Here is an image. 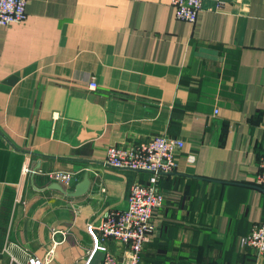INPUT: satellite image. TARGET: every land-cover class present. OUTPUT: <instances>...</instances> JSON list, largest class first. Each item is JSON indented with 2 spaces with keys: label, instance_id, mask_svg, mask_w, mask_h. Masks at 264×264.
Returning a JSON list of instances; mask_svg holds the SVG:
<instances>
[{
  "label": "crops",
  "instance_id": "0c3cea01",
  "mask_svg": "<svg viewBox=\"0 0 264 264\" xmlns=\"http://www.w3.org/2000/svg\"><path fill=\"white\" fill-rule=\"evenodd\" d=\"M171 2L28 0L0 26V264H101L89 226L149 179L107 151L164 134L186 146L160 178L145 264H264L240 247L264 224V0L206 1L195 24Z\"/></svg>",
  "mask_w": 264,
  "mask_h": 264
},
{
  "label": "built area",
  "instance_id": "2783aa9c",
  "mask_svg": "<svg viewBox=\"0 0 264 264\" xmlns=\"http://www.w3.org/2000/svg\"><path fill=\"white\" fill-rule=\"evenodd\" d=\"M206 1L221 4V0H172L176 17L180 21L195 24ZM28 0H0V26L21 24L27 19ZM95 78L89 82L90 90H97ZM186 143L168 135H158L140 142L130 149L111 147L107 151L106 165L116 170H129L149 174L146 183L132 185L124 210L107 211L98 226H89L90 233L99 232L93 242V251L103 254L101 264H145L143 254L155 231L153 214L163 208L164 195L159 189L163 175L174 173L178 168V157ZM194 162V157L190 158ZM29 170L26 169V173ZM77 172H52L50 179L70 186ZM256 185L264 190V156L259 160ZM110 241L121 244L125 251L121 258L112 255ZM242 249H250L255 255L264 257V224L253 227L250 234L240 241ZM26 264H46L30 259Z\"/></svg>",
  "mask_w": 264,
  "mask_h": 264
},
{
  "label": "water",
  "instance_id": "95a60500",
  "mask_svg": "<svg viewBox=\"0 0 264 264\" xmlns=\"http://www.w3.org/2000/svg\"><path fill=\"white\" fill-rule=\"evenodd\" d=\"M89 178L85 177L84 181L82 182V184H80L77 188H76V192L73 194V196H83L85 195L88 190H89Z\"/></svg>",
  "mask_w": 264,
  "mask_h": 264
}]
</instances>
